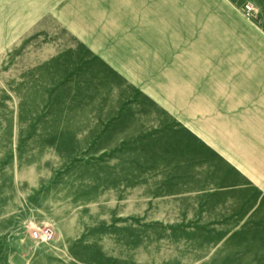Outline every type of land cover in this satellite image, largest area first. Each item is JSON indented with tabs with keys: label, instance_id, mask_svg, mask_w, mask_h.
Listing matches in <instances>:
<instances>
[{
	"label": "rangeland",
	"instance_id": "1",
	"mask_svg": "<svg viewBox=\"0 0 264 264\" xmlns=\"http://www.w3.org/2000/svg\"><path fill=\"white\" fill-rule=\"evenodd\" d=\"M0 264H264V0H0Z\"/></svg>",
	"mask_w": 264,
	"mask_h": 264
},
{
	"label": "built area",
	"instance_id": "2",
	"mask_svg": "<svg viewBox=\"0 0 264 264\" xmlns=\"http://www.w3.org/2000/svg\"><path fill=\"white\" fill-rule=\"evenodd\" d=\"M247 8L250 10V6H247ZM33 236L36 239H40L42 241H49L53 238V232L50 229H46L44 231L41 230H34Z\"/></svg>",
	"mask_w": 264,
	"mask_h": 264
}]
</instances>
